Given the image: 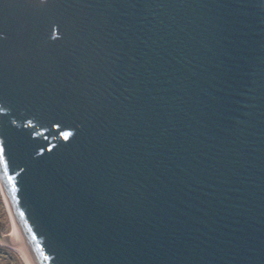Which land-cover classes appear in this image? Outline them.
<instances>
[{"label": "water", "instance_id": "water-1", "mask_svg": "<svg viewBox=\"0 0 264 264\" xmlns=\"http://www.w3.org/2000/svg\"><path fill=\"white\" fill-rule=\"evenodd\" d=\"M0 197L16 264H264V0H0Z\"/></svg>", "mask_w": 264, "mask_h": 264}, {"label": "rangeland", "instance_id": "rangeland-1", "mask_svg": "<svg viewBox=\"0 0 264 264\" xmlns=\"http://www.w3.org/2000/svg\"><path fill=\"white\" fill-rule=\"evenodd\" d=\"M0 224H3L2 232L6 231L8 227V218L6 216L1 197H0ZM0 264H16V260L9 251L0 249Z\"/></svg>", "mask_w": 264, "mask_h": 264}, {"label": "snow or ice", "instance_id": "snow-or-ice-1", "mask_svg": "<svg viewBox=\"0 0 264 264\" xmlns=\"http://www.w3.org/2000/svg\"><path fill=\"white\" fill-rule=\"evenodd\" d=\"M65 136H67V134H65Z\"/></svg>", "mask_w": 264, "mask_h": 264}]
</instances>
